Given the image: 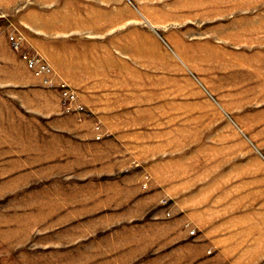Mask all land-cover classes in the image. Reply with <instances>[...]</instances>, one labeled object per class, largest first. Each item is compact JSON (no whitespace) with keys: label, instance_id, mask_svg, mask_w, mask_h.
<instances>
[{"label":"rangeland","instance_id":"obj_1","mask_svg":"<svg viewBox=\"0 0 264 264\" xmlns=\"http://www.w3.org/2000/svg\"><path fill=\"white\" fill-rule=\"evenodd\" d=\"M0 264H264V0H0Z\"/></svg>","mask_w":264,"mask_h":264},{"label":"built area","instance_id":"obj_2","mask_svg":"<svg viewBox=\"0 0 264 264\" xmlns=\"http://www.w3.org/2000/svg\"><path fill=\"white\" fill-rule=\"evenodd\" d=\"M9 43L12 49L19 54V57L25 63L26 67L33 74L35 78L42 79L47 85L52 86L53 71L50 66L42 61V59L36 55L26 54L23 48V39L17 35H11L9 37ZM25 55V56H24ZM64 101L75 99L74 94L69 90H64L62 94Z\"/></svg>","mask_w":264,"mask_h":264}]
</instances>
